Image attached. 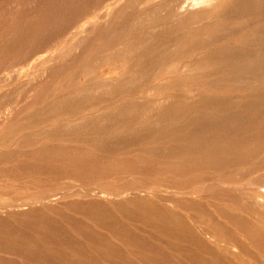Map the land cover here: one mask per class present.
Returning a JSON list of instances; mask_svg holds the SVG:
<instances>
[{"label": "bare ground", "instance_id": "6f19581e", "mask_svg": "<svg viewBox=\"0 0 264 264\" xmlns=\"http://www.w3.org/2000/svg\"><path fill=\"white\" fill-rule=\"evenodd\" d=\"M198 1H0V264H264V0Z\"/></svg>", "mask_w": 264, "mask_h": 264}, {"label": "rangeland", "instance_id": "374dc122", "mask_svg": "<svg viewBox=\"0 0 264 264\" xmlns=\"http://www.w3.org/2000/svg\"><path fill=\"white\" fill-rule=\"evenodd\" d=\"M0 1H2V0H0ZM137 1H139V0H137ZM216 2H217V0H199L198 4H199V6H205L206 8H212L215 6ZM72 30H73V27L70 30H68L67 32H70ZM67 32H65V33H67ZM61 36H63V34ZM104 70H105V68H101V71H104ZM15 73H16V71L14 70L13 67H11L7 70V74H9L10 76L15 75ZM116 73H117L116 75L120 74L119 72H116ZM113 74L114 73H108V75H113ZM162 78H163V75L159 76V78H157V79H162ZM143 83H144V81H143Z\"/></svg>", "mask_w": 264, "mask_h": 264}]
</instances>
